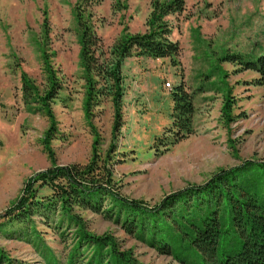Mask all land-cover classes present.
I'll return each instance as SVG.
<instances>
[{"label":"rangeland","instance_id":"1","mask_svg":"<svg viewBox=\"0 0 264 264\" xmlns=\"http://www.w3.org/2000/svg\"><path fill=\"white\" fill-rule=\"evenodd\" d=\"M76 2L0 0V213L19 199L25 182L37 172L86 164L97 138L118 192L151 205L188 184L205 182L220 168L246 159L264 160V80L259 83L257 71L238 72V66L222 59L227 51L248 58L264 51V0H186L184 11L167 16L180 52L174 57L133 55L123 60V125L115 138L116 104L111 96L94 104L91 119L87 117ZM151 11L152 0H103L94 6L92 19L104 48L124 29L147 30ZM45 55L59 78L47 107L54 125L41 104L29 106L23 99V73L38 93L51 87ZM181 82L195 97V131L165 149V130L173 121L172 90ZM225 93L234 100L233 121L223 115ZM50 194L47 185L38 190V196ZM74 211L86 230L113 235L120 248L142 264H184L126 232L105 212L79 206ZM58 219L34 216L39 234L32 231L25 238L16 233L25 224L0 227V249L13 264H47L43 252L49 251L64 263L75 229L67 222L58 229ZM229 236L222 235L220 257L232 249L226 242ZM173 245L179 249L180 244ZM186 257L187 264H213L194 248Z\"/></svg>","mask_w":264,"mask_h":264},{"label":"trees","instance_id":"2","mask_svg":"<svg viewBox=\"0 0 264 264\" xmlns=\"http://www.w3.org/2000/svg\"><path fill=\"white\" fill-rule=\"evenodd\" d=\"M102 1L77 0L74 17L80 31L79 65L86 85L87 117L91 119L94 104L111 96L116 104L115 138L123 125V60L133 55L153 58L178 55L180 44L171 38L172 29L167 16L184 11L186 0H152L148 29L141 32L124 29L107 49L92 19V8ZM45 14L43 31L47 37L49 22ZM45 59L51 85L49 90L43 95L38 93L26 73L22 74V90L26 104H41L51 117L47 107H50L49 100L56 94L59 78L46 55ZM222 59L238 66V72L257 71L262 79L259 83H263L264 51L252 58L227 51ZM229 93H225L223 115L227 121H233L234 100ZM172 96L173 121L165 130L162 142L165 149L195 131L194 94L181 82L174 86ZM51 131L52 128L46 139L51 137ZM98 143L97 138L86 164L53 166L30 177L19 199L0 213V221L4 219L0 227L25 224L24 230L16 232L20 238H25L32 235V231L35 236L39 234L33 223L34 216H41L45 221L59 217L58 221L55 220L58 229L66 222L70 229H75L73 242L64 263L58 261L52 251L43 252L47 264H142L129 250L120 248L113 235H97L86 230L74 211V207L79 206L93 212H105L114 217L126 232L184 264H187L186 255L192 248L200 252L205 261L213 264H264V160L246 159L241 164L220 168L205 182L188 184L151 205L142 199L126 198L118 192ZM44 185L52 190V194L38 196L39 188ZM223 233H230L226 242L232 249L224 251L220 257ZM173 243L181 247L175 250ZM0 264H13L12 258L1 249Z\"/></svg>","mask_w":264,"mask_h":264}]
</instances>
